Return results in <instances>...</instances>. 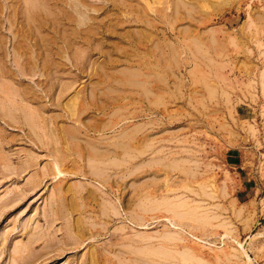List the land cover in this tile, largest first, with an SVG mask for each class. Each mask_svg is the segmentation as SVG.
<instances>
[{
  "label": "rangeland",
  "instance_id": "rangeland-1",
  "mask_svg": "<svg viewBox=\"0 0 264 264\" xmlns=\"http://www.w3.org/2000/svg\"><path fill=\"white\" fill-rule=\"evenodd\" d=\"M0 264H264V0H0Z\"/></svg>",
  "mask_w": 264,
  "mask_h": 264
}]
</instances>
